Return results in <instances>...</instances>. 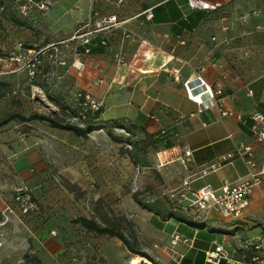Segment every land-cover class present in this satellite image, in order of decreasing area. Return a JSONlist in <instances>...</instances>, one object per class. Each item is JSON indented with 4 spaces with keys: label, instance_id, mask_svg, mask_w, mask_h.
I'll return each mask as SVG.
<instances>
[{
    "label": "crops",
    "instance_id": "0c3cea01",
    "mask_svg": "<svg viewBox=\"0 0 264 264\" xmlns=\"http://www.w3.org/2000/svg\"><path fill=\"white\" fill-rule=\"evenodd\" d=\"M208 1L217 7L192 8L187 0H51L47 10L31 4L23 13L26 0H12L20 7L12 11L24 22L19 25L2 16L0 0L2 51L38 45V26L47 43L66 40L92 11L96 19L115 15L121 21L119 27L95 33L87 45L64 42L71 49L79 43L80 67H69L63 80L69 95L80 90L102 101L94 119L99 127L117 122L130 126L135 139L149 135L156 141L147 154L148 168L158 173L156 189L178 194L187 188L219 189L248 180L244 159L222 158L240 144L252 146L260 178L239 217L224 216L214 208L188 220L163 217L142 208L131 192L124 191L134 164L127 154L122 158L114 154L105 127L77 136L44 121L12 120L0 126V256H7L8 264L24 261L25 253L30 260L24 264L134 260L117 237L73 223L78 216L101 224L111 214L121 218L136 229L138 240L145 243L143 250L165 264H209L205 252L216 244L239 254L245 239L262 233L264 143L254 138L250 115L254 111L264 115V0ZM19 13L26 17L21 19ZM117 51L123 54V63L117 62ZM169 67H177L182 80L201 71L211 87L220 90L216 105L200 109L190 101L181 83L167 74ZM222 110L232 113L222 115ZM61 178L94 191L87 197L90 203L75 198ZM22 184L37 205L27 214L13 200L14 189ZM119 191L122 194L116 195ZM175 235L178 240L172 243ZM108 241L117 248L116 260L105 252Z\"/></svg>",
    "mask_w": 264,
    "mask_h": 264
},
{
    "label": "built area",
    "instance_id": "2783aa9c",
    "mask_svg": "<svg viewBox=\"0 0 264 264\" xmlns=\"http://www.w3.org/2000/svg\"><path fill=\"white\" fill-rule=\"evenodd\" d=\"M187 2L192 8L208 10L217 7V3L208 0H187ZM31 4L35 5L41 11H44L49 8L51 0H26L21 5V11L26 13ZM94 16L95 13L92 11V14L66 40L50 43L47 46L37 49L35 47H18L11 51L8 56L0 55V61L5 63L14 61L17 66L11 72L24 71L30 75H35L37 66L40 63L39 56L44 55L50 49L54 48L56 50V44L79 40V43L87 45L90 43L92 36L98 31L110 27H119L121 24V21L115 15L98 19L94 18ZM147 16H151V13H147ZM78 44L76 43L72 48L74 54L72 64L76 68L80 67V63L76 65L78 59ZM84 51L88 52L89 47H85ZM115 58L119 63L124 62L121 51L115 53ZM166 72L175 82L181 83L186 97L196 103L200 109L216 105V95L220 93V90L213 89L203 77L201 71L183 80L180 77L177 67H169L166 69ZM75 95L80 99L79 115L83 119L87 117V113L93 114L98 112L102 107V101L90 93L78 90ZM221 113L222 115H227L232 112L222 110ZM250 118V127L254 138L264 143V115L258 111H254L251 113ZM189 154L190 152L186 150L185 155L188 156ZM233 155L244 159L249 170L250 178L248 180L232 185L224 184L219 189H213L210 185H204L197 189L187 188L178 194L173 191H167L165 193L170 198L176 199L183 209L196 216L214 208L224 216L239 217L248 205L252 187L258 184L260 178L259 172L254 169L253 149L250 144H240L235 147L233 152L223 155L222 158L226 159ZM13 200L21 213H28L37 209L35 201L32 200L30 190L26 186L16 187L14 189ZM7 209L10 210L9 207ZM177 240L178 236L175 235L172 243H175ZM204 259L209 264H264V227L260 235L244 240L240 246L239 254H237L236 250L228 252L223 245L216 244L212 249L205 252Z\"/></svg>",
    "mask_w": 264,
    "mask_h": 264
},
{
    "label": "rangeland",
    "instance_id": "374dc122",
    "mask_svg": "<svg viewBox=\"0 0 264 264\" xmlns=\"http://www.w3.org/2000/svg\"><path fill=\"white\" fill-rule=\"evenodd\" d=\"M15 1L22 2V0ZM1 2L4 6L6 14L9 17H12V11H16V9L20 10V7L18 8L16 2L14 3L12 0H1ZM20 16L21 19L26 17L22 13ZM35 19L38 20V18ZM38 28L40 29V40L37 42L38 45L35 46L36 49L50 44L46 41V33L44 32L42 26H38ZM55 47L56 50L54 48L50 49L43 55L39 63L40 68H38V77H36L35 82H32V80L27 77V74L24 71L11 72V70L17 66L14 61H8L7 63L0 61V79H3L2 77L6 76L7 78L5 80L9 86L4 98L0 99V116L6 113L4 110L12 108V110H19L25 114H28L32 111L50 114L52 116L58 117V119L61 121H69L77 125H83L87 118L83 119L80 117L79 106L74 98H69L70 95L66 91V84L63 80V76L67 69L73 66L72 63L74 60V54L70 48V45L66 47L64 43H58L55 45ZM72 56L73 58L71 62H69V57ZM16 76H18L17 79H15ZM104 130L109 136L108 140L114 144V154L118 155V158L125 157V154H127L125 148V140L127 139L126 134L120 130H111V133H108L106 129ZM98 140L99 146H101L100 139ZM103 143L105 144L106 142ZM151 150L152 148L150 147L147 150V154L150 153ZM153 170V168H137L134 165L131 174L124 181V191L131 192L136 188L143 190L144 188L154 187V185L156 186L158 180L155 177ZM61 181L64 187L70 193H72L75 198L88 200L90 203V199L87 197H91V195L94 194V191L91 192L87 189L82 190L81 187L70 183L67 181V179L61 178ZM21 186L28 187L25 184L19 185L18 187ZM120 194H122V191L116 192V195ZM104 224L119 226V228L123 230L135 248L146 252L158 264H165V262H162L159 258H157L153 252H147L143 250L145 249V243L142 240H138L136 229L129 225L128 222L123 221L121 218L111 214L107 216L106 219L104 218ZM205 232L209 233L208 229H205ZM212 234L216 237L222 235V233L218 232H213ZM105 252L112 258V260H116L117 248L111 241H108L105 244ZM133 256H136L134 257L135 259L139 255L131 253L130 258ZM140 258L142 257L140 256ZM146 259L150 262V264H154V262L150 261L148 258ZM7 261V256H0V264H8ZM128 262L129 259L127 264ZM14 264H24V261H19L18 263Z\"/></svg>",
    "mask_w": 264,
    "mask_h": 264
},
{
    "label": "trees",
    "instance_id": "16d2710c",
    "mask_svg": "<svg viewBox=\"0 0 264 264\" xmlns=\"http://www.w3.org/2000/svg\"><path fill=\"white\" fill-rule=\"evenodd\" d=\"M2 16L6 19H10V20L14 19L16 22L19 23V25L24 24V22L18 19L14 14L12 15V17H9L6 14L5 9H3L2 11ZM22 47L30 48V47H35V46L23 45ZM9 53L10 51L0 50V55L2 56H8ZM42 57L43 55L39 56L40 61ZM38 68H40V65L37 66V71L35 75H30L26 73L27 77L30 80H32V82H35L36 77H38ZM8 88L9 86H8L7 81L0 80V98L6 95ZM75 93L76 91L74 92L73 95H70L69 98H74L80 110V99L76 97ZM99 111L93 114L87 113V117H86L87 119L85 120L83 125L80 124L81 125L80 126L75 123H71L69 121H61L60 119H58V117L52 116L50 114L40 113L37 111H32L28 114H25L19 110L13 109L5 113L3 116H0V126L5 125L12 120H16L19 122H28L32 120H38V121L47 122L50 127L70 130L74 132L77 136H85L88 132H91L99 128H104V127L106 128L108 133H111V130H120V131H123L127 136V139L125 140L126 141V144H125L126 153L130 157V160L134 163V165L137 168L150 167L151 164L147 160V150L150 147L154 149L156 147V141L149 135H145L143 139H135L133 138V131L130 126H126V125H123L117 122H111L108 126L99 127V123L97 124V122L94 120L98 116ZM153 173L155 177L158 178V173H156L155 170H153ZM131 194H132L133 199L142 208L147 209L148 211L154 212L156 214H159L163 217H168V218L173 217L178 220H188V218L192 219L196 217V215H193L189 211L183 209L176 199L170 198L165 192H162L161 190L156 189L155 186L144 188L143 190L136 188L133 191H131ZM31 197H32V194H31ZM32 200H33V197H32ZM23 214H27V213H23ZM72 222L76 224H80L87 231L96 233L98 235H108V236L117 237L118 239L122 241V243L125 245V247L128 249L129 252L140 255L142 257H146L150 261L154 262V264H158L146 252L135 248L133 244L130 242L129 238L125 235L123 230L119 228V226L101 224L92 218H87L84 216H78L76 218H73ZM23 259H24V262H27L30 260L26 253L23 256Z\"/></svg>",
    "mask_w": 264,
    "mask_h": 264
},
{
    "label": "bare ground",
    "instance_id": "6f19581e",
    "mask_svg": "<svg viewBox=\"0 0 264 264\" xmlns=\"http://www.w3.org/2000/svg\"><path fill=\"white\" fill-rule=\"evenodd\" d=\"M130 264H150V262L146 258L137 257Z\"/></svg>",
    "mask_w": 264,
    "mask_h": 264
}]
</instances>
